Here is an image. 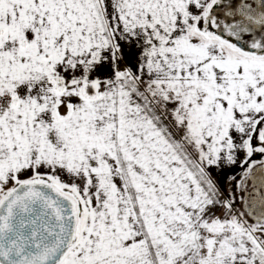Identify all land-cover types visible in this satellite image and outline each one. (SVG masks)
<instances>
[{
	"label": "snow or ice",
	"instance_id": "1",
	"mask_svg": "<svg viewBox=\"0 0 264 264\" xmlns=\"http://www.w3.org/2000/svg\"><path fill=\"white\" fill-rule=\"evenodd\" d=\"M0 264H264V0H0Z\"/></svg>",
	"mask_w": 264,
	"mask_h": 264
}]
</instances>
